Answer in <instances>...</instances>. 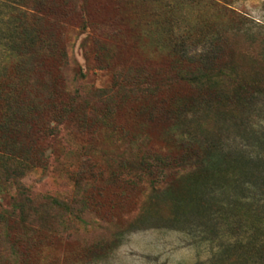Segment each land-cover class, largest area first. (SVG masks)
Wrapping results in <instances>:
<instances>
[{"label":"rangeland","instance_id":"1","mask_svg":"<svg viewBox=\"0 0 264 264\" xmlns=\"http://www.w3.org/2000/svg\"><path fill=\"white\" fill-rule=\"evenodd\" d=\"M258 154L264 0H0V264H264Z\"/></svg>","mask_w":264,"mask_h":264},{"label":"trees","instance_id":"2","mask_svg":"<svg viewBox=\"0 0 264 264\" xmlns=\"http://www.w3.org/2000/svg\"><path fill=\"white\" fill-rule=\"evenodd\" d=\"M183 146V149L186 150L187 152L191 153L193 152L195 149V146H197V143H190V144H181ZM198 152V151H197ZM243 159L245 158L246 161L249 160V162H247V164L255 169L261 168L264 170V155L263 154H258L255 156H245L243 155L242 157ZM258 202H257V207H258V211H260V214L264 215V191L262 192V194L258 195Z\"/></svg>","mask_w":264,"mask_h":264}]
</instances>
